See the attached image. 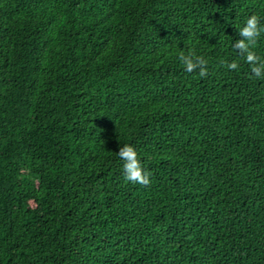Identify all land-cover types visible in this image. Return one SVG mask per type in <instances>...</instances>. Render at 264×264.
<instances>
[{"label":"trees","instance_id":"1","mask_svg":"<svg viewBox=\"0 0 264 264\" xmlns=\"http://www.w3.org/2000/svg\"><path fill=\"white\" fill-rule=\"evenodd\" d=\"M253 14L0 0V264H264V80L233 47ZM124 143L149 184L125 179Z\"/></svg>","mask_w":264,"mask_h":264},{"label":"clouds","instance_id":"2","mask_svg":"<svg viewBox=\"0 0 264 264\" xmlns=\"http://www.w3.org/2000/svg\"><path fill=\"white\" fill-rule=\"evenodd\" d=\"M240 39H237L233 44L235 49H238L243 54L245 60L251 68V75L256 79L264 80V56L258 55L254 49L257 41L264 36V23L261 22V16L253 14L246 18L244 24L238 29ZM179 61L184 66L187 72H193L199 69L200 76L207 75V61L196 51L188 53H180ZM230 69H237L238 63L231 62L228 64ZM125 174V179L134 183L147 185L150 183V173L145 169L142 158L132 143H124L116 151Z\"/></svg>","mask_w":264,"mask_h":264}]
</instances>
